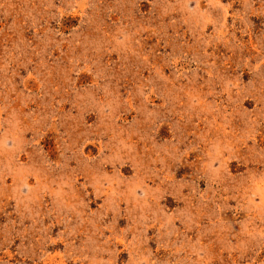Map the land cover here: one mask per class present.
Wrapping results in <instances>:
<instances>
[{
	"label": "rangeland",
	"instance_id": "obj_1",
	"mask_svg": "<svg viewBox=\"0 0 264 264\" xmlns=\"http://www.w3.org/2000/svg\"><path fill=\"white\" fill-rule=\"evenodd\" d=\"M0 264H264V0H0Z\"/></svg>",
	"mask_w": 264,
	"mask_h": 264
}]
</instances>
